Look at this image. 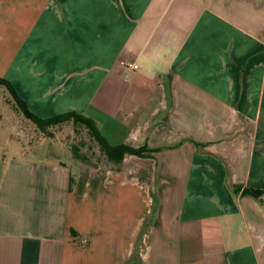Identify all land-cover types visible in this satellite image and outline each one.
I'll return each instance as SVG.
<instances>
[{"label": "crops", "instance_id": "0c3cea01", "mask_svg": "<svg viewBox=\"0 0 264 264\" xmlns=\"http://www.w3.org/2000/svg\"><path fill=\"white\" fill-rule=\"evenodd\" d=\"M0 78L159 150L117 170L0 144V264H264V195L233 192L264 191V0H0Z\"/></svg>", "mask_w": 264, "mask_h": 264}, {"label": "rangeland", "instance_id": "374dc122", "mask_svg": "<svg viewBox=\"0 0 264 264\" xmlns=\"http://www.w3.org/2000/svg\"><path fill=\"white\" fill-rule=\"evenodd\" d=\"M0 113V144L4 149L2 153L8 157L69 163L77 161L72 155L74 147L80 158L108 166L85 127L69 121L50 128L48 135L40 133L15 109L9 93L1 87Z\"/></svg>", "mask_w": 264, "mask_h": 264}, {"label": "trees", "instance_id": "16d2710c", "mask_svg": "<svg viewBox=\"0 0 264 264\" xmlns=\"http://www.w3.org/2000/svg\"><path fill=\"white\" fill-rule=\"evenodd\" d=\"M0 87L5 88L9 93L15 109L21 113L25 120L31 123L32 126L35 127L37 131L40 133L48 135L49 129L58 125H62L66 122L71 121L74 125H80L87 129L90 138L96 142L99 147V150L106 158L108 164H113L117 167V170L122 165V162L126 156H135L139 158H153L154 153L158 152L159 150H152L148 149L147 147L142 148H131L127 145H118L113 146L110 145L100 134L98 127L96 126L95 122L81 114L77 113H69L63 116H58L46 120H42L37 118L33 114H31L27 108V105L17 96L15 91L13 90L12 86L9 82L4 79L0 78ZM197 145V144H196ZM78 150L76 148H72V155L75 160H82L86 161L85 157L80 158L78 155ZM72 179H70L69 190H71ZM239 186H235L233 188L234 193H241L243 196H250L255 199H259L262 195H264V191L253 190L249 187L240 190Z\"/></svg>", "mask_w": 264, "mask_h": 264}, {"label": "built area", "instance_id": "2783aa9c", "mask_svg": "<svg viewBox=\"0 0 264 264\" xmlns=\"http://www.w3.org/2000/svg\"><path fill=\"white\" fill-rule=\"evenodd\" d=\"M127 67H128V68H130V69H132V70H136V69H137V67H136V66H131V65H128Z\"/></svg>", "mask_w": 264, "mask_h": 264}]
</instances>
